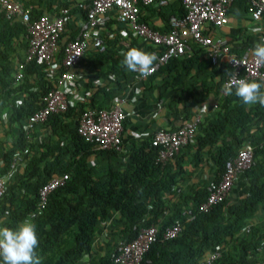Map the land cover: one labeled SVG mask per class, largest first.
I'll return each mask as SVG.
<instances>
[{"label": "trees", "instance_id": "16d2710c", "mask_svg": "<svg viewBox=\"0 0 264 264\" xmlns=\"http://www.w3.org/2000/svg\"><path fill=\"white\" fill-rule=\"evenodd\" d=\"M19 1L28 8L30 20L41 14L40 7L50 9L55 3H76L70 0ZM75 10L82 12L73 6L70 13ZM142 11L155 13L162 26L149 23ZM181 13L180 0H168L164 7H143L138 19L165 32L168 16ZM228 13L245 17L246 0H234ZM111 22L116 23L112 19L106 26ZM238 33V36L229 37L238 38L244 34V29H239ZM24 34L23 24L5 23L0 16V105L6 115V124L17 127L11 144L1 149L0 176L7 172L14 150L25 146L29 150L24 165L14 173L17 179L6 182L5 192L0 197V220L3 226L16 228L34 210L38 187L54 174H68L66 182L50 192L42 212L31 219L37 226L36 255L40 264H78L83 255L91 254L99 221L114 211L122 224L113 232L111 247L101 255L90 256L86 263L112 264L109 254L113 246L118 241L132 239L136 234L133 226L153 224L160 232L179 217L182 209H195L205 198L206 182L187 196L173 192L176 178L184 172L185 162L196 167L207 157L215 171L211 179L217 180L225 160L235 155L245 140L259 143L264 138V106L245 105L233 94L219 97L213 111L199 122L192 140L164 164L154 161L156 148L150 144L152 134L132 143L128 150L123 146V153L96 149L83 142L76 132L83 107L108 108L132 78L131 71L122 66V53L130 47L151 50V45L126 31L125 36L118 34L114 39L104 36L106 48L102 52L84 50L78 63L84 70L81 97L68 100L64 112L50 114L43 121L49 128L47 141H29L25 137L24 120L41 105L42 96L52 84L44 64L35 61L25 65L22 82L12 84L11 57L14 48H20ZM70 36L67 31L60 35L58 64ZM228 71L226 62L215 67L202 48L192 45L190 51L168 60L145 78L144 92L153 88L147 83L161 76L155 99L165 101L172 119L182 122L190 118L193 102L201 103L209 93L218 91ZM177 85L180 88L175 90ZM181 93L184 95L180 96ZM53 137L59 139V143ZM188 154L190 157L186 161L184 156ZM90 156L94 158L92 162ZM253 160V164L241 173L247 185L243 194L231 198L230 190L226 199L207 212L196 213L190 221L182 220L181 231L174 238L161 240L158 233L141 264H197L215 244L220 246L221 254L211 264H257L263 259L264 142L255 150ZM251 218L254 223L246 225Z\"/></svg>", "mask_w": 264, "mask_h": 264}, {"label": "built area", "instance_id": "2783aa9c", "mask_svg": "<svg viewBox=\"0 0 264 264\" xmlns=\"http://www.w3.org/2000/svg\"><path fill=\"white\" fill-rule=\"evenodd\" d=\"M180 2L182 13L170 14L167 18L168 29L161 32L139 20L138 14L145 6L164 7L168 0H81L70 5L55 3L51 6L50 13L40 14L31 20L28 8L19 0H0V16L3 22H19L25 27L23 54L21 56L15 54L12 58V84L15 86L22 82L25 65L33 61L44 64L52 84L42 96L41 105L24 120L27 140L30 138L29 131L36 124L45 121L50 114L66 110L68 99L65 86L74 79L73 68L79 66L84 50L93 49L99 52L105 50L103 30L106 23L112 19L120 25L119 33L122 36L129 31L142 42L151 45L150 52L157 56L153 73L168 60L190 51L194 45L204 50L211 65L217 67L224 57L229 66V71L218 89L219 97L226 96L223 86L230 78L264 81V65L255 62L251 49L246 48L236 54L230 49L227 38L215 33L216 29L229 24L228 8L234 0H180ZM73 6L82 12H78L75 30L66 40L58 64L56 55L59 38L72 19L73 14L70 10ZM246 15L253 21H264V0H246ZM131 73L135 80L144 79L137 72ZM212 106L215 108L216 103ZM205 111L204 105L199 104L190 118L182 121L176 128L154 130L150 137L151 146L156 148L154 161L164 164L192 140ZM123 119L122 99L119 97L112 99L108 108L94 109L84 106L76 124V132L83 142L91 144L96 149L123 153L125 152L121 142ZM262 142L264 138L259 143L245 140L236 154L225 160L219 178L206 182L205 198L196 208L182 209L179 217L165 225L160 232L153 224L139 228L133 226L135 236L128 241H118L113 246L109 254L112 264H141L144 253L156 240L158 233L161 240L174 238L181 231L182 220L190 221L196 213L207 212L211 206L226 199L236 177L253 164L254 152ZM28 153L27 146L12 152L8 170L0 176V197L5 192L9 174L22 168ZM67 179V173L54 174L42 183L37 189L35 208L23 221L26 218L31 220L40 214L46 206L50 192L63 185ZM4 214H7V210H4ZM220 254V246L215 244L197 264H211ZM257 264H264V258Z\"/></svg>", "mask_w": 264, "mask_h": 264}, {"label": "crops", "instance_id": "0c3cea01", "mask_svg": "<svg viewBox=\"0 0 264 264\" xmlns=\"http://www.w3.org/2000/svg\"><path fill=\"white\" fill-rule=\"evenodd\" d=\"M79 2L81 0H70ZM41 14H48L52 10L46 8H39ZM143 15L147 17V21L152 25L157 27L162 26V22L159 20L158 16L155 13H150L149 11H142ZM72 19L68 23L65 31L67 35L73 34L76 26V21L78 18V11L75 10L72 13ZM229 24L220 29H216L215 33L218 35L225 36L228 40L230 49L233 52L241 53L246 48L252 50L254 43L264 39V21H253L247 15L245 17H234L229 14ZM244 29V34L240 35L238 38H230L229 36L235 37L238 36V30ZM120 25L116 22H111L109 25L105 26L103 30V35L107 38H115L114 36L120 35ZM247 36V37H246ZM23 42V41H22ZM24 51V43L20 44V48L15 47L13 55L18 54L21 56ZM11 57V61H12ZM222 62H225L224 57L221 59ZM13 67V63H12ZM75 74L73 81L67 84L68 87H71L72 92L67 93V99L69 101L75 100L81 97V87L83 85V74L84 70L82 67L77 66L72 70ZM192 72L190 71L189 75L191 76ZM161 76L154 77L148 85H152L153 88L149 92H144V84L146 80H135L131 78L123 85L119 98L122 99V110L124 113V119L122 121V135L121 142L123 146L128 150L129 146L132 143L141 141L145 139L149 134H152L157 128H175L181 121L173 120L170 116L167 108L165 107V101L161 99L156 100L155 96L158 92V87L160 84ZM180 88V85L175 87V90ZM137 90L139 92L137 93ZM184 93H181L180 96H183ZM16 96L20 98L19 92L16 93ZM219 99L218 91L209 93L206 98L201 103L193 102L191 107V112L198 107L199 104H203L205 107L204 117L208 116L214 109L212 106L214 103H217ZM5 113L1 110L0 105V156L1 149L12 142V136L15 135L17 131L16 124H11L9 126L6 124ZM49 134V128L43 123L36 124L30 131L29 141H38L41 140L47 141ZM56 142L59 143V139L53 137ZM190 155H185L184 159H187ZM94 160L93 156H90L89 161ZM184 172L176 178L175 185L173 186V192L175 195L187 196L191 192L199 187L201 184H204L210 180L215 175L214 167L207 157H205L200 163L193 167L189 162H185L183 166ZM15 172H18L15 171ZM9 174L7 181L13 182L17 179V174ZM247 189V185L244 182L243 175L239 174L233 182L231 187V198L236 194H243ZM168 196L166 195V198ZM169 198V197H168ZM249 223H254V218L248 220L246 225ZM122 224V221L119 219V216L116 212L110 211L108 215L99 221L97 225V231L95 233L92 248L89 255L85 254L88 257L94 255H101L104 253L105 249L111 247L113 243V232L117 229V226ZM83 255L82 257H84ZM82 258L78 264H86Z\"/></svg>", "mask_w": 264, "mask_h": 264}, {"label": "clouds", "instance_id": "9594fccd", "mask_svg": "<svg viewBox=\"0 0 264 264\" xmlns=\"http://www.w3.org/2000/svg\"><path fill=\"white\" fill-rule=\"evenodd\" d=\"M122 56V66L127 70L137 72L144 78L153 73L154 63L157 60L154 53L130 47L122 53ZM252 56L257 64L264 65V39L254 43ZM65 92L71 93V87L66 85ZM223 92L226 95L234 94L245 105L264 106V81L230 78L224 84ZM38 246L37 226L33 220L26 218L16 228L3 226V220H0V261L2 264H40L36 255ZM82 259L86 262L88 257L85 255Z\"/></svg>", "mask_w": 264, "mask_h": 264}, {"label": "rangeland", "instance_id": "374dc122", "mask_svg": "<svg viewBox=\"0 0 264 264\" xmlns=\"http://www.w3.org/2000/svg\"><path fill=\"white\" fill-rule=\"evenodd\" d=\"M115 37V36H114ZM22 44H23V42H21ZM105 43H106V41H105Z\"/></svg>", "mask_w": 264, "mask_h": 264}]
</instances>
